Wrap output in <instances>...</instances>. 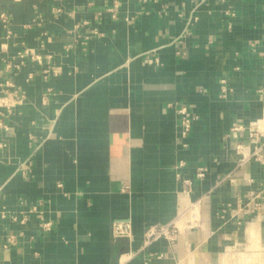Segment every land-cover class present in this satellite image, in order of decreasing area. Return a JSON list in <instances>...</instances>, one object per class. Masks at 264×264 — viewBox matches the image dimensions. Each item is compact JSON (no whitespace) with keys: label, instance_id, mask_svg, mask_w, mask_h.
I'll list each match as a JSON object with an SVG mask.
<instances>
[{"label":"crops","instance_id":"obj_1","mask_svg":"<svg viewBox=\"0 0 264 264\" xmlns=\"http://www.w3.org/2000/svg\"><path fill=\"white\" fill-rule=\"evenodd\" d=\"M259 238L264 0H0V264H228Z\"/></svg>","mask_w":264,"mask_h":264},{"label":"built area","instance_id":"obj_2","mask_svg":"<svg viewBox=\"0 0 264 264\" xmlns=\"http://www.w3.org/2000/svg\"><path fill=\"white\" fill-rule=\"evenodd\" d=\"M176 112L178 113L179 117V132L182 137H185L192 125V121L194 116L189 112L186 106L178 105L176 108ZM234 128H238L235 126ZM200 174V173H199ZM44 205L43 202H38L31 207L33 210L42 220V226L44 228L49 227V222L44 221L43 213L44 210L42 206ZM189 218L191 221H196L197 218V211L195 207H191L188 212ZM178 233V226L175 221L169 222L164 225H151L148 226L143 232V240L140 249H145L148 245H150L153 241L157 240L158 238H165L169 241H173ZM132 235V225L129 220H114L111 224V236L113 239L118 237H127L129 238Z\"/></svg>","mask_w":264,"mask_h":264},{"label":"rangeland","instance_id":"obj_3","mask_svg":"<svg viewBox=\"0 0 264 264\" xmlns=\"http://www.w3.org/2000/svg\"><path fill=\"white\" fill-rule=\"evenodd\" d=\"M232 252L228 255L230 256ZM242 252H245V255L241 256V254H237L239 258L229 257V259L226 260L228 264H264V243H260V238L257 239V244L255 246L253 244L249 250H244Z\"/></svg>","mask_w":264,"mask_h":264}]
</instances>
